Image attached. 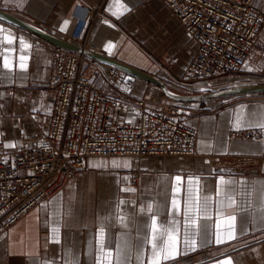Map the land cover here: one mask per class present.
<instances>
[{"label": "crops", "instance_id": "0c3cea01", "mask_svg": "<svg viewBox=\"0 0 264 264\" xmlns=\"http://www.w3.org/2000/svg\"><path fill=\"white\" fill-rule=\"evenodd\" d=\"M254 3L264 7V0ZM0 10L145 71L175 91L180 88L172 83L167 69L181 77L197 48L164 0H0ZM5 37L12 38V43ZM51 46L56 45L0 19V142L15 145L7 148V157L16 154L24 137L32 144L34 136L39 139L49 132L56 99V91L49 86ZM5 59L8 69L3 67ZM90 59L104 70L113 67ZM94 81L104 92L119 95L101 75ZM258 82H264V23L241 73L179 92L205 93ZM132 90L156 102L171 100L159 86L141 78L136 77ZM178 103L188 109L186 122L198 131L195 156H147L139 162L131 156L89 157L87 170L77 179L38 203L0 236V264H98L101 259L108 264L99 252L101 241L113 252L112 264L117 246L127 255L124 264H148L152 233L147 225L153 213L158 224L177 221L175 256L162 264H218L226 258L232 264H264V140L231 135L238 129V116L239 129L264 133L246 123L258 119L250 113H264V94ZM229 155L256 160L245 166H221L212 160ZM137 168L144 173L134 186L131 175ZM189 190L194 211L186 219ZM148 205L152 213L147 212ZM232 215L236 216V238L228 240L227 218ZM120 217L128 220L127 227ZM245 217L249 222L241 231ZM185 232L189 239L197 233L195 248L185 244ZM217 232L225 240L219 245Z\"/></svg>", "mask_w": 264, "mask_h": 264}, {"label": "built area", "instance_id": "2783aa9c", "mask_svg": "<svg viewBox=\"0 0 264 264\" xmlns=\"http://www.w3.org/2000/svg\"><path fill=\"white\" fill-rule=\"evenodd\" d=\"M164 1L197 44L181 77L167 69L174 85L208 87L215 79L241 73L264 23L263 6L254 0ZM51 48L49 86L56 99L49 132L34 136L32 144L24 137L12 157L0 142V236L77 179L91 156H131L139 162L147 156L196 155L198 131L186 122L184 105L137 96L132 92L136 77L114 67L104 70L83 52ZM97 75L119 95L104 92L94 81ZM231 135L264 140L256 129H237ZM212 160L221 166H245L256 159L229 155ZM143 173L134 170L131 184L137 186Z\"/></svg>", "mask_w": 264, "mask_h": 264}, {"label": "snow or ice", "instance_id": "6c2138e0", "mask_svg": "<svg viewBox=\"0 0 264 264\" xmlns=\"http://www.w3.org/2000/svg\"><path fill=\"white\" fill-rule=\"evenodd\" d=\"M123 8V6H121ZM122 14V13H121ZM67 21H65V24ZM63 30V29H61ZM7 43H12V38L5 37L4 38ZM21 44L24 45L25 42L21 40ZM30 47V46H28ZM21 60H23V57H21ZM3 67L5 69L9 68V64L7 62V59H5ZM21 68H24V64H20ZM250 116H258V119L256 120H249L246 123L248 126H258L262 129H264V113H250ZM241 126L240 117L238 116L237 119V128ZM4 147L10 148L15 147L13 144H5ZM177 181H179L181 178L177 177ZM192 183V180L189 179V184ZM231 183V182H229ZM125 191H128V189H125ZM134 191V190H132ZM123 203V202H121ZM173 216H175V213L177 211L176 209V202L175 199L173 200ZM145 209H141V213H144ZM194 211L193 205H192V194L191 190H189L188 194V200L186 201V208H185V217L186 219H191V216L189 215ZM195 211H198V209H195ZM147 212L152 213V205L147 206ZM151 223L150 225H147L151 229V240L149 243L151 244V256L149 258L148 264H162V261H167L169 259L174 258L175 256V250H176V243H177V235H178V228H177V221L173 219L172 221L168 222L167 226H164L163 222L158 224L155 214L153 213L150 217ZM121 224L124 227H127L128 220L125 217H120ZM236 216L232 215L231 217L227 218V224H228V230L225 233V236L228 240H233L236 238ZM247 217H245L241 222V231L244 229V225L248 223ZM53 231H57V229H53ZM99 235L103 237L104 231H103V225H101L100 233ZM196 232H193L191 234V239L188 238L189 234L185 232V244L191 246L192 248H195L197 245L196 240ZM166 237V239H165ZM59 242V241H57ZM225 240L221 238V235L219 232L215 233V243L216 244H222ZM99 252L102 254L104 259L108 261V264H112L113 260V252L111 249H106L103 242H100L99 246ZM127 259V255L124 252V249H122L120 246H117L116 253H115V264H124V261ZM98 264H104V260H98ZM218 264H232V261L230 258H226L223 261L218 262Z\"/></svg>", "mask_w": 264, "mask_h": 264}, {"label": "water", "instance_id": "95a60500", "mask_svg": "<svg viewBox=\"0 0 264 264\" xmlns=\"http://www.w3.org/2000/svg\"><path fill=\"white\" fill-rule=\"evenodd\" d=\"M0 19L6 20L19 27L25 28L33 32L34 34L42 37L43 39L51 42L52 44L56 46L69 49V50L83 52L85 55H87L88 57L92 59H95L97 61H100L108 65H111L115 68L125 71L126 73H129L130 75L134 77L141 78L148 82L154 83L155 85L159 86L163 90L164 94L168 98L176 102L188 103V102H198V101H204L207 99H216V98H223V97H229V96H240V95H245V94H264V82L246 83V84H241V85H230V86H226L224 88L218 89V90L205 92V93H195V94L182 93V92L170 89L167 84H165L158 78L154 77L153 75L146 73L145 71H142L138 68L122 63L113 58L104 56L102 54L95 53L76 43L64 40L54 35H51L47 33L46 31L33 25L32 23L26 21L25 19H22L12 13L0 10Z\"/></svg>", "mask_w": 264, "mask_h": 264}, {"label": "rangeland", "instance_id": "374dc122", "mask_svg": "<svg viewBox=\"0 0 264 264\" xmlns=\"http://www.w3.org/2000/svg\"><path fill=\"white\" fill-rule=\"evenodd\" d=\"M175 90V89H174ZM180 90V89H179ZM178 89H176V91H179ZM214 90H218V89H214ZM181 92V91H180ZM183 92V91H182Z\"/></svg>", "mask_w": 264, "mask_h": 264}]
</instances>
